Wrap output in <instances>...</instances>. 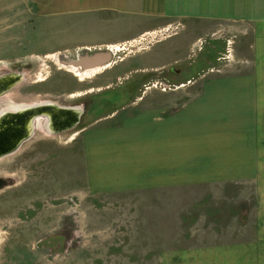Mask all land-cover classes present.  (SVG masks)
<instances>
[{
    "label": "rangeland",
    "instance_id": "374dc122",
    "mask_svg": "<svg viewBox=\"0 0 264 264\" xmlns=\"http://www.w3.org/2000/svg\"><path fill=\"white\" fill-rule=\"evenodd\" d=\"M111 17L30 16L22 45L0 44V58H9L0 74L25 75L12 101L51 99L87 110L72 141L38 130L26 154L0 160L1 176L15 168L14 182L0 191V264H264V111L252 177L170 190H91L87 128L182 105L207 77L237 70L245 50L246 32L230 24L177 20L112 46L120 49L109 67L71 66L84 50L77 44L133 34L144 24ZM171 67L180 73L167 75Z\"/></svg>",
    "mask_w": 264,
    "mask_h": 264
},
{
    "label": "crops",
    "instance_id": "0c3cea01",
    "mask_svg": "<svg viewBox=\"0 0 264 264\" xmlns=\"http://www.w3.org/2000/svg\"><path fill=\"white\" fill-rule=\"evenodd\" d=\"M98 14L144 24L136 33L75 47L116 46L177 20L188 27L230 24L246 36L243 64L207 77L182 105L156 106L119 125L87 128L84 161L91 190H170L252 177L264 111V0H0V44L22 45L30 16Z\"/></svg>",
    "mask_w": 264,
    "mask_h": 264
},
{
    "label": "flooded vegetation",
    "instance_id": "af4514ba",
    "mask_svg": "<svg viewBox=\"0 0 264 264\" xmlns=\"http://www.w3.org/2000/svg\"><path fill=\"white\" fill-rule=\"evenodd\" d=\"M102 47L103 46H93L89 48L83 47L84 50H81V52H78L77 54L79 56V54L84 53L85 50L93 52ZM26 60L27 59L23 60L21 65H23V63L29 64L28 60L25 62ZM172 73H180V70L176 67H171L166 70L167 75ZM1 74L0 160H4L17 154H26L28 151L25 149V146L35 138L38 130L44 132L45 136L54 138L57 142L61 141L58 139H63L66 142L73 140V131H79L83 117L87 113L85 108L78 104L73 106L62 105L58 101L51 99L39 100L35 103L14 102L12 101L11 95L13 94L14 89L24 81L25 75L12 72ZM19 80L21 81L19 82ZM45 94L46 93L44 92L43 95ZM75 107L80 108V116L77 121L74 120L75 112L73 111V108ZM32 120L35 125L32 129L33 133L30 132V123ZM33 159L35 158H26V163ZM24 163L25 161L21 164ZM14 170L15 168L13 166L9 167L6 171L8 176H1L2 173H0V191L10 186V183L14 182Z\"/></svg>",
    "mask_w": 264,
    "mask_h": 264
},
{
    "label": "water",
    "instance_id": "95a60500",
    "mask_svg": "<svg viewBox=\"0 0 264 264\" xmlns=\"http://www.w3.org/2000/svg\"><path fill=\"white\" fill-rule=\"evenodd\" d=\"M115 54L116 51L112 47L99 48L93 52L85 50L84 53L79 54L76 60L70 61V65L82 71L109 67L113 62ZM73 111L75 112L74 120L77 121L80 116V108L75 107ZM33 127L34 123L32 120L30 123V132H32Z\"/></svg>",
    "mask_w": 264,
    "mask_h": 264
},
{
    "label": "built area",
    "instance_id": "2783aa9c",
    "mask_svg": "<svg viewBox=\"0 0 264 264\" xmlns=\"http://www.w3.org/2000/svg\"><path fill=\"white\" fill-rule=\"evenodd\" d=\"M169 28H170V26H169V27H167V28H164V30H169ZM153 33L155 34V35H154V37H155L157 32H156V31H154ZM153 33H152V34H153ZM228 56H229V59H232V58H231V57H232V56H231V54H230V55H228Z\"/></svg>",
    "mask_w": 264,
    "mask_h": 264
},
{
    "label": "bare ground",
    "instance_id": "6f19581e",
    "mask_svg": "<svg viewBox=\"0 0 264 264\" xmlns=\"http://www.w3.org/2000/svg\"><path fill=\"white\" fill-rule=\"evenodd\" d=\"M98 69V68H97ZM20 79V78H19ZM21 80H19V82H20ZM1 84V83H0ZM32 109V108H31ZM53 110V109H52ZM5 111V110H4ZM21 111V110H20ZM8 112V111H7ZM11 112H13V111H11ZM5 115V114H4ZM36 117V116H35ZM50 117V116H49ZM32 119V118H31ZM30 122V121H29ZM51 122V121H50ZM34 123V122H33ZM52 124V123H51ZM49 125V124H48ZM53 125V124H52ZM35 126V125H34ZM30 133V132H29ZM33 133V132H32ZM25 140V139H24Z\"/></svg>",
    "mask_w": 264,
    "mask_h": 264
}]
</instances>
